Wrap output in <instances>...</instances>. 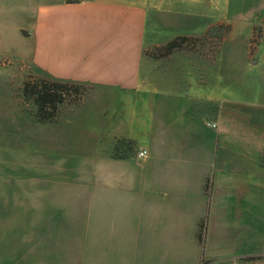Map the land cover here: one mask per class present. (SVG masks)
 <instances>
[{
	"label": "crops",
	"instance_id": "0c3cea01",
	"mask_svg": "<svg viewBox=\"0 0 264 264\" xmlns=\"http://www.w3.org/2000/svg\"><path fill=\"white\" fill-rule=\"evenodd\" d=\"M224 26L213 59L150 56L178 38L215 42ZM226 46L264 71V0H0L1 68L90 86L84 107L135 100L154 120L145 141L76 151L94 167L65 184L78 186L71 247L63 223L30 220L15 258L14 240L0 238V264H43L50 252L73 264H264V111L226 108L225 68L241 67L223 59ZM128 142V158H115Z\"/></svg>",
	"mask_w": 264,
	"mask_h": 264
},
{
	"label": "rangeland",
	"instance_id": "374dc122",
	"mask_svg": "<svg viewBox=\"0 0 264 264\" xmlns=\"http://www.w3.org/2000/svg\"><path fill=\"white\" fill-rule=\"evenodd\" d=\"M229 29L219 27L214 35L211 34L213 41L226 37ZM257 38L255 36L252 41V50L257 45ZM217 39L215 42H211L209 36L200 40L193 39L186 44V48L194 55L213 59L218 52ZM221 55L224 60L241 63V67L234 69V73L233 69L225 68V85L220 95L225 100L226 108L264 111V71H260L257 66L245 67L242 64L244 52L231 51L226 46ZM191 59L199 61L196 56ZM13 71L11 67L0 66V238L14 240L17 251L14 253L15 258L18 248L25 246L20 241L29 232L26 225L30 220L47 219L63 223L65 247L72 246L73 239L69 231L74 229L76 232L75 191L78 186L66 187L65 184L76 185V173L90 172L94 167L88 158L76 156L77 150L92 151L90 155H94L109 149L117 139L130 137L145 141L152 136L154 120L151 109L136 106L135 100H130L128 106L119 104L106 111L90 103L91 106L88 104L84 107L85 98L92 91L90 86L84 85L79 90L82 95L77 100L73 94L59 106L57 122H40L36 117V106L26 102L23 93L26 82L34 84L39 78L29 72L13 76ZM233 74L238 78L235 83L229 81ZM197 75L194 69L193 76ZM138 102L142 104L144 101ZM80 108L86 109L83 117L88 122L80 120L82 116L76 112ZM76 125H87L91 130L87 127L79 129ZM122 148L127 146L122 144ZM59 205H65V208L47 212L49 206ZM38 206L46 213L26 210L28 207L37 209ZM35 230L47 236L52 231L45 228ZM45 255L49 259L43 264H73L72 261L53 259L51 252ZM9 264L25 263L13 261Z\"/></svg>",
	"mask_w": 264,
	"mask_h": 264
},
{
	"label": "trees",
	"instance_id": "16d2710c",
	"mask_svg": "<svg viewBox=\"0 0 264 264\" xmlns=\"http://www.w3.org/2000/svg\"><path fill=\"white\" fill-rule=\"evenodd\" d=\"M64 2L68 5H76L83 3L84 0H64ZM190 41H193V39H175L166 46L155 49L152 53H150V56L152 58H167L175 52L185 49L186 44ZM83 86L84 85L75 83L56 81L47 77H39L37 82L34 84L26 82L23 87V93L25 101L36 106V117L40 122L54 123L58 121L57 110L59 106L64 104L67 99H70L73 94L76 96L77 100V98L82 95L79 90ZM126 144L128 147L125 148V153L115 154V158L122 160L128 158L126 151H133L134 149L131 146V142Z\"/></svg>",
	"mask_w": 264,
	"mask_h": 264
},
{
	"label": "built area",
	"instance_id": "2783aa9c",
	"mask_svg": "<svg viewBox=\"0 0 264 264\" xmlns=\"http://www.w3.org/2000/svg\"><path fill=\"white\" fill-rule=\"evenodd\" d=\"M254 45V44H253ZM209 127L216 129L217 125L216 124H208ZM148 155L147 151H142L139 153V158H145Z\"/></svg>",
	"mask_w": 264,
	"mask_h": 264
}]
</instances>
